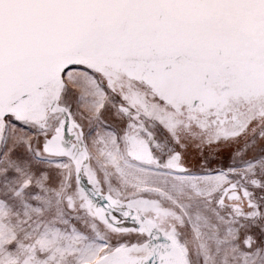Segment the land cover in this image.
<instances>
[{
	"label": "snow or ice",
	"instance_id": "6c2138e0",
	"mask_svg": "<svg viewBox=\"0 0 264 264\" xmlns=\"http://www.w3.org/2000/svg\"><path fill=\"white\" fill-rule=\"evenodd\" d=\"M0 264H264V0H0Z\"/></svg>",
	"mask_w": 264,
	"mask_h": 264
}]
</instances>
